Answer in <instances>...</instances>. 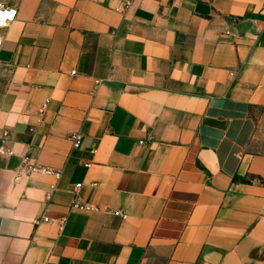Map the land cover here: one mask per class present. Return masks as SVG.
Returning a JSON list of instances; mask_svg holds the SVG:
<instances>
[{
  "label": "crops",
  "instance_id": "0c3cea01",
  "mask_svg": "<svg viewBox=\"0 0 264 264\" xmlns=\"http://www.w3.org/2000/svg\"><path fill=\"white\" fill-rule=\"evenodd\" d=\"M0 3V264H264V0Z\"/></svg>",
  "mask_w": 264,
  "mask_h": 264
},
{
  "label": "built area",
  "instance_id": "2783aa9c",
  "mask_svg": "<svg viewBox=\"0 0 264 264\" xmlns=\"http://www.w3.org/2000/svg\"><path fill=\"white\" fill-rule=\"evenodd\" d=\"M131 1L132 0H125V8H128L130 6ZM117 11H120V9H117ZM0 13H5V15L0 16V29H1V28L8 27L9 24L15 20L17 11L15 9H13V8H8L4 4L0 3ZM1 45H2V39L0 37V48H1ZM70 140L72 141L73 146L75 148H78L80 146V144H81L82 134H79V133L72 134L71 137H70ZM141 143H143V142H141ZM28 161H29L28 158H25V160L23 162V165H24L23 169L28 170V172L40 171V172H43V173H46V174H50V175H55V176L59 175V173L54 171V170L47 169V168H38V167L32 166V165L29 164ZM95 185L96 184H94V186ZM76 187L77 188L81 187V184H78ZM72 208L73 209H78V210H85V211L92 210L91 207L86 206L84 204H81V203H79L77 201H75L73 203ZM114 214L117 217H120L122 219L127 218L126 214H124V212L122 210H118V211L114 212ZM43 219L44 220H48V218H43ZM61 223L63 224V222H61Z\"/></svg>",
  "mask_w": 264,
  "mask_h": 264
},
{
  "label": "snow or ice",
  "instance_id": "6c2138e0",
  "mask_svg": "<svg viewBox=\"0 0 264 264\" xmlns=\"http://www.w3.org/2000/svg\"><path fill=\"white\" fill-rule=\"evenodd\" d=\"M3 15H5V13H0V16H3ZM10 15V14H9Z\"/></svg>",
  "mask_w": 264,
  "mask_h": 264
}]
</instances>
